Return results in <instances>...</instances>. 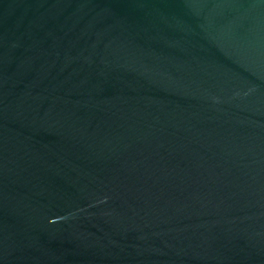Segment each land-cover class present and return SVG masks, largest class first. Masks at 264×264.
<instances>
[{
  "label": "water",
  "instance_id": "95a60500",
  "mask_svg": "<svg viewBox=\"0 0 264 264\" xmlns=\"http://www.w3.org/2000/svg\"><path fill=\"white\" fill-rule=\"evenodd\" d=\"M0 264H264V0H0Z\"/></svg>",
  "mask_w": 264,
  "mask_h": 264
}]
</instances>
